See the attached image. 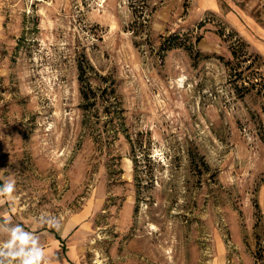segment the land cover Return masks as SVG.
<instances>
[{"label":"rangeland","instance_id":"rangeland-1","mask_svg":"<svg viewBox=\"0 0 264 264\" xmlns=\"http://www.w3.org/2000/svg\"><path fill=\"white\" fill-rule=\"evenodd\" d=\"M0 170L50 264H264V0H0Z\"/></svg>","mask_w":264,"mask_h":264},{"label":"clouds","instance_id":"clouds-1","mask_svg":"<svg viewBox=\"0 0 264 264\" xmlns=\"http://www.w3.org/2000/svg\"><path fill=\"white\" fill-rule=\"evenodd\" d=\"M15 187V180L5 177L0 184V201L4 198L14 200ZM38 222L57 232L63 227L61 218L47 213H42ZM0 264H50V260L35 233L6 217L0 222Z\"/></svg>","mask_w":264,"mask_h":264},{"label":"trees","instance_id":"trees-1","mask_svg":"<svg viewBox=\"0 0 264 264\" xmlns=\"http://www.w3.org/2000/svg\"><path fill=\"white\" fill-rule=\"evenodd\" d=\"M176 38H177V36L170 35L167 38V41H171L170 39L176 40ZM200 38L201 37H199V36L195 37V39H194L195 43H198L200 41ZM88 68H89V65H88ZM90 68H91V70H93V67L90 66ZM78 69H79L78 78H79V84H80V93H81V96L83 99V108L85 110H90V106L95 105L99 101V99L107 100V99H105V96H107L108 99L113 97L115 100V101L107 100L108 104H114L113 102H116V96L113 95L114 94L113 88H111L109 93H107L108 92L107 87H98L97 89H92L91 83L89 81L88 69H86V66L84 68L81 64H79ZM93 72H94V74H96L95 71H93ZM98 77L103 81L106 80L105 76L98 75ZM116 108L117 107L115 106V107H113L112 110L108 111L110 114L111 122H113V115L117 114ZM257 257H258V255H257Z\"/></svg>","mask_w":264,"mask_h":264}]
</instances>
